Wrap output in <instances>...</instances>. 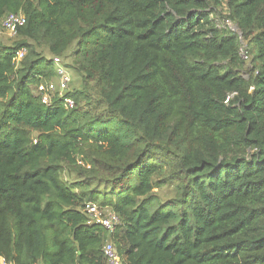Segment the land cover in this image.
<instances>
[{
  "label": "trees",
  "instance_id": "16d2710c",
  "mask_svg": "<svg viewBox=\"0 0 264 264\" xmlns=\"http://www.w3.org/2000/svg\"><path fill=\"white\" fill-rule=\"evenodd\" d=\"M21 12L0 46V264H105L107 241L125 264H264V0H0ZM73 46L97 96L46 107L39 49Z\"/></svg>",
  "mask_w": 264,
  "mask_h": 264
},
{
  "label": "built area",
  "instance_id": "2783aa9c",
  "mask_svg": "<svg viewBox=\"0 0 264 264\" xmlns=\"http://www.w3.org/2000/svg\"><path fill=\"white\" fill-rule=\"evenodd\" d=\"M1 23L10 37H17L20 28L26 25L27 18L22 12L17 14L10 13L3 17ZM226 23L232 31L236 32V27L232 26L233 23L230 20H227ZM25 55L26 49H21L16 53L15 63L17 66H19ZM53 65L55 78L48 83L42 92H37L41 103L46 107H51L56 100H62L65 109L72 110L76 107L77 102L73 97L67 96L72 83L70 69L60 57L53 58ZM233 97L234 95L229 96L226 103H229ZM83 212L89 217L90 223L100 225L109 233H113L121 223L119 216L115 212L96 203H86ZM103 253L106 259L105 264H125L124 258L119 254L112 241L106 242L103 246Z\"/></svg>",
  "mask_w": 264,
  "mask_h": 264
},
{
  "label": "rangeland",
  "instance_id": "374dc122",
  "mask_svg": "<svg viewBox=\"0 0 264 264\" xmlns=\"http://www.w3.org/2000/svg\"><path fill=\"white\" fill-rule=\"evenodd\" d=\"M224 11V10H223ZM224 15H227V12L224 13ZM2 19H0V46H13L16 41H18V38L16 37H10L8 33L5 31V29L2 27ZM228 19H221L219 22L221 25L225 23ZM227 25V23H226ZM228 26V25H227ZM234 27V25H232ZM229 27V26H228ZM231 30V28H229ZM73 50L74 46L71 48V50L67 53L65 58L62 57L63 62L66 64V66L70 69L71 75H72V83L70 85V92L76 91L78 89L84 90L86 94H89V97L95 98L97 96V90L95 89L93 83H91L89 86L85 85L83 83L82 77L76 72V70L73 68L74 58H73ZM40 53L46 58V59H53V55L50 53L48 48L43 47L39 49ZM243 56L246 58V51L245 48L242 50ZM247 59V58H246ZM248 61V62H247ZM247 66H249V60H247ZM54 66V65H53ZM34 93L37 95L38 89L33 86ZM80 104L84 105L86 104V99L83 98L80 100ZM69 178H74L73 176H69ZM160 197L162 200H167L172 198L175 195L174 188L173 187H164L159 192Z\"/></svg>",
  "mask_w": 264,
  "mask_h": 264
},
{
  "label": "water",
  "instance_id": "95a60500",
  "mask_svg": "<svg viewBox=\"0 0 264 264\" xmlns=\"http://www.w3.org/2000/svg\"><path fill=\"white\" fill-rule=\"evenodd\" d=\"M236 31H237V33H238V34H240V35H241V33L239 32V30H238L237 28H236Z\"/></svg>",
  "mask_w": 264,
  "mask_h": 264
}]
</instances>
